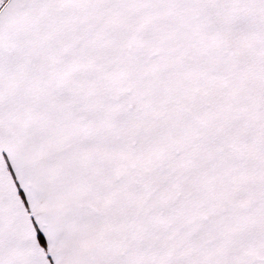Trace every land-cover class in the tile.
<instances>
[{
	"label": "snow or ice",
	"instance_id": "snow-or-ice-1",
	"mask_svg": "<svg viewBox=\"0 0 264 264\" xmlns=\"http://www.w3.org/2000/svg\"><path fill=\"white\" fill-rule=\"evenodd\" d=\"M0 264H264V0H0Z\"/></svg>",
	"mask_w": 264,
	"mask_h": 264
}]
</instances>
